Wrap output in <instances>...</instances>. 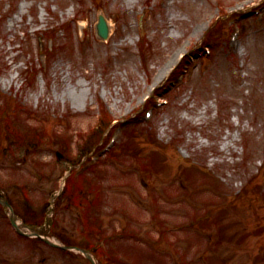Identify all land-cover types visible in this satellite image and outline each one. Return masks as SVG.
Returning a JSON list of instances; mask_svg holds the SVG:
<instances>
[{
	"label": "rangeland",
	"instance_id": "obj_1",
	"mask_svg": "<svg viewBox=\"0 0 264 264\" xmlns=\"http://www.w3.org/2000/svg\"><path fill=\"white\" fill-rule=\"evenodd\" d=\"M0 194L101 264H264V0H0ZM0 264L91 263L0 206Z\"/></svg>",
	"mask_w": 264,
	"mask_h": 264
},
{
	"label": "water",
	"instance_id": "obj_2",
	"mask_svg": "<svg viewBox=\"0 0 264 264\" xmlns=\"http://www.w3.org/2000/svg\"><path fill=\"white\" fill-rule=\"evenodd\" d=\"M97 30H98V36L102 37L103 39H107L108 38L109 27H108V24L106 23V20H105L104 16H102V15L100 16V22L97 25ZM0 201L4 205L10 207V209L12 211L11 221H12L13 225L18 228V225H17L16 220H15L14 211H13V208L11 207V205L7 201H2V200H0ZM87 256L95 264L93 258L90 255H88V254H87Z\"/></svg>",
	"mask_w": 264,
	"mask_h": 264
},
{
	"label": "trees",
	"instance_id": "obj_3",
	"mask_svg": "<svg viewBox=\"0 0 264 264\" xmlns=\"http://www.w3.org/2000/svg\"><path fill=\"white\" fill-rule=\"evenodd\" d=\"M96 249V248H95ZM93 250V249H92ZM94 251V250H93ZM95 252V251H94Z\"/></svg>",
	"mask_w": 264,
	"mask_h": 264
}]
</instances>
